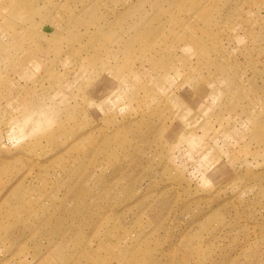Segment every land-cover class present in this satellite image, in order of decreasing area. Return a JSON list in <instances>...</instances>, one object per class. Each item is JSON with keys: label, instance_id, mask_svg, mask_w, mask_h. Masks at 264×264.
<instances>
[{"label": "rangeland", "instance_id": "1", "mask_svg": "<svg viewBox=\"0 0 264 264\" xmlns=\"http://www.w3.org/2000/svg\"><path fill=\"white\" fill-rule=\"evenodd\" d=\"M0 264H264V0H0Z\"/></svg>", "mask_w": 264, "mask_h": 264}]
</instances>
